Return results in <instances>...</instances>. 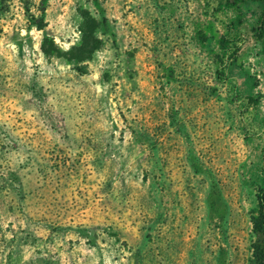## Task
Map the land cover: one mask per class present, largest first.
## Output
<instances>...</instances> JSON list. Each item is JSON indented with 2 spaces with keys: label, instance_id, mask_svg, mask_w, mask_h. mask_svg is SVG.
<instances>
[{
  "label": "rangeland",
  "instance_id": "374dc122",
  "mask_svg": "<svg viewBox=\"0 0 264 264\" xmlns=\"http://www.w3.org/2000/svg\"><path fill=\"white\" fill-rule=\"evenodd\" d=\"M263 157L258 0H0V264H251Z\"/></svg>",
  "mask_w": 264,
  "mask_h": 264
},
{
  "label": "trees",
  "instance_id": "16d2710c",
  "mask_svg": "<svg viewBox=\"0 0 264 264\" xmlns=\"http://www.w3.org/2000/svg\"><path fill=\"white\" fill-rule=\"evenodd\" d=\"M262 4L264 19V0H258ZM92 27L81 28L80 45L75 50L81 56L77 60H83L98 48V41L92 36ZM260 175L263 187L254 191L253 199L256 207L255 216L250 220V232L257 236L259 240L250 245L251 264H264V157L262 159Z\"/></svg>",
  "mask_w": 264,
  "mask_h": 264
}]
</instances>
